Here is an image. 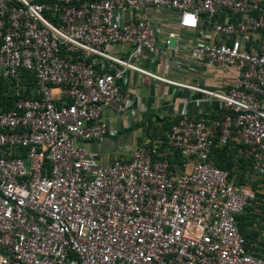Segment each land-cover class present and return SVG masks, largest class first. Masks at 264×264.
<instances>
[{"label":"built area","instance_id":"obj_1","mask_svg":"<svg viewBox=\"0 0 264 264\" xmlns=\"http://www.w3.org/2000/svg\"><path fill=\"white\" fill-rule=\"evenodd\" d=\"M202 25L213 37L187 41ZM183 64L229 83L158 71ZM126 71L220 110L181 107L165 137L116 144L110 117L145 111ZM0 86V264H264L236 223L254 189L210 157L237 147L264 174V0H0Z\"/></svg>","mask_w":264,"mask_h":264},{"label":"crops","instance_id":"obj_2","mask_svg":"<svg viewBox=\"0 0 264 264\" xmlns=\"http://www.w3.org/2000/svg\"><path fill=\"white\" fill-rule=\"evenodd\" d=\"M218 18L228 21H238L240 19L239 16L235 14H220ZM212 37L213 34L208 25H202L200 29L194 32H187L185 36L187 41L192 39H210ZM164 55H170V51H165ZM158 71L171 78L187 80L207 87L218 88L226 86L229 83L228 74L222 73L220 70L207 71L198 67L197 64H183L182 68L173 67L167 70L159 66ZM118 84L123 90H130L131 93L137 96L138 102L143 103L142 109L145 111L142 112V116L139 117V120L134 123V126L137 123H140V126L132 128L125 127L124 130H122V118L115 117L116 120L121 118L119 120L121 123V127H119V136L114 138L116 144L122 141L139 142L147 137L148 133L152 132L150 128L153 127L156 121H158L159 124L167 123V121L171 119L170 117L173 111L181 107H185L190 114L197 113L199 115H215L220 110V104L217 101L210 100L197 103L194 99L200 97L199 95H194L187 89L174 87L164 82H154L153 80L142 78L140 74L133 71H126L125 78L119 80ZM125 116L127 117V115ZM152 120L154 122L151 123ZM113 123L115 124V122ZM156 131L163 132L162 129ZM110 145L109 138H102L96 142L90 143L89 148L99 152H106L110 149ZM256 225V223H252L253 227ZM256 228L258 230V235L256 239H250L249 242L252 248H255L258 243L259 245L264 243V229Z\"/></svg>","mask_w":264,"mask_h":264},{"label":"trees","instance_id":"obj_3","mask_svg":"<svg viewBox=\"0 0 264 264\" xmlns=\"http://www.w3.org/2000/svg\"><path fill=\"white\" fill-rule=\"evenodd\" d=\"M28 75V74H27ZM25 74L23 73V77ZM21 77V78H23ZM23 84L25 85V89H21L22 94L30 93L35 86V81L32 79L31 76H28V81L25 79L22 80ZM0 89H3L0 86ZM14 96L9 89H7V95H2L0 90V106L1 107H8L12 104ZM158 124V121L155 122ZM171 120L169 119L167 123H163L166 126V130L160 132H151L148 133V136L152 139L155 138H163L165 137V133L169 128ZM140 123H137L135 126H140ZM154 133V134H153ZM210 157L213 159L214 163L225 170L228 171L230 177H234L236 182L238 183H248L254 189L257 199L250 200V202L243 208L242 212H240L236 216V223L238 225L239 231L243 235L245 239V246L253 253L262 255L264 254V243L257 244L255 248H252L249 245L250 239H256L258 235L259 229H264V174L257 175L263 180L258 184H253L252 182L248 181L245 174L247 170H251V160L245 158L238 150L237 147H231L229 145L223 147H214L210 154ZM177 158V157H176ZM256 176V175H255ZM261 211V212H260ZM258 215H261L258 216ZM256 223L255 227L252 226V223Z\"/></svg>","mask_w":264,"mask_h":264},{"label":"rangeland","instance_id":"obj_4","mask_svg":"<svg viewBox=\"0 0 264 264\" xmlns=\"http://www.w3.org/2000/svg\"><path fill=\"white\" fill-rule=\"evenodd\" d=\"M171 44H173V38H171ZM107 115H109V116H111V114H107ZM128 116V115H127ZM121 118H122V121H123V123H122V125H123V128H122V130H124L125 129V127H127V128H132V127H135L134 126V120H132L130 117H126L125 115L123 116H121ZM121 118H119V119H117L116 120V118L115 117H110V122L111 123H113V122H115V125H117L118 127H121V123L119 122V120L121 119ZM116 120V121H115ZM166 121V120H165ZM152 122H154L153 120L151 121V123ZM114 124V123H113ZM124 124H125V126H124ZM166 124V123H165ZM165 124H156V123H154L153 124V127H151L150 128V130L152 131V132H157L156 130H158V129H162L163 131H165L166 130V126H165ZM120 125V126H119ZM126 131H128V130H126ZM160 132L158 131V134H159ZM154 134V133H153ZM245 176H246V178H248V181L249 182H252L253 184H258V183H260L262 180H263V178H261V177H259V176H255V174L251 171V170H247L246 171V174H245ZM261 212V211H260ZM258 216H260L261 217V215H258Z\"/></svg>","mask_w":264,"mask_h":264}]
</instances>
